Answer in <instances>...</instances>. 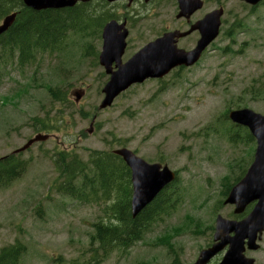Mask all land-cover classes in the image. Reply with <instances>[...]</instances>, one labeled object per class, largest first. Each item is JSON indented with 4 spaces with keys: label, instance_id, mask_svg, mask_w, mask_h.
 Segmentation results:
<instances>
[{
    "label": "rangeland",
    "instance_id": "obj_1",
    "mask_svg": "<svg viewBox=\"0 0 264 264\" xmlns=\"http://www.w3.org/2000/svg\"><path fill=\"white\" fill-rule=\"evenodd\" d=\"M215 5L224 7L220 34L198 66L133 86L104 110L98 106L108 79L93 57L83 53L89 44L93 54L99 53V33L69 32L56 51L33 53L24 66L17 64L16 52L5 55L0 67V157L38 133L49 139L21 154L28 162L26 171L0 188V250L17 242L25 245L18 264H171L174 255L180 264H192L212 243L216 217L234 218V207L224 205L223 193L247 171L256 144L232 138L243 130L234 132L227 114L250 109L264 116V1L251 8L239 0H206L200 15ZM112 9L118 16L126 13L118 5ZM132 11L144 12L140 0L128 13ZM159 12L163 15L130 29L127 53L144 45L147 28L154 34L174 21L172 3ZM50 87L61 91L63 101L50 98ZM76 92L82 93L78 102ZM36 117L54 129L40 132ZM121 148L177 174V182L167 189L174 206L139 242L125 250L100 251L91 236L94 224L108 222L106 203H81L56 193L51 157L64 151L86 162L91 152ZM249 257L264 264V234L260 249Z\"/></svg>",
    "mask_w": 264,
    "mask_h": 264
},
{
    "label": "water",
    "instance_id": "obj_2",
    "mask_svg": "<svg viewBox=\"0 0 264 264\" xmlns=\"http://www.w3.org/2000/svg\"><path fill=\"white\" fill-rule=\"evenodd\" d=\"M79 0H22L24 6L35 12L73 8ZM84 1V0H81ZM114 3L124 0H106ZM129 4L133 0H126ZM148 0H145L147 2ZM179 14L177 18L189 16L202 8L201 0H177ZM256 6L262 0H240ZM222 10L208 14L197 27L187 33L172 32L144 46L126 63L122 64L128 31L125 23L115 20L107 22L102 28V47L98 55V64L104 69L109 79L102 88L103 99L99 110L109 108L114 100L131 86L142 84L150 79H162L177 67H191L200 58L203 50L218 36ZM16 13L3 18L0 24V36L7 32L15 22ZM192 30H199L200 39L194 50L185 52L176 47L177 40L187 36ZM113 64L115 65L113 67ZM78 102L82 93L74 94ZM228 119L239 126L247 128L255 139L256 148L251 165L243 177L229 190L224 205L234 207L233 214H243L249 205L251 211L241 220H228L217 216L213 233V243L198 254L192 264H209L218 254L226 250L219 264H255L246 258L245 250L259 249L264 233V116L250 109L232 110ZM47 136L37 135L23 147L16 150L18 154L37 142H43ZM120 157L130 170L132 197L130 202L131 217L136 218L169 184L176 175L166 165L149 164L132 151L121 148L112 152Z\"/></svg>",
    "mask_w": 264,
    "mask_h": 264
},
{
    "label": "trees",
    "instance_id": "obj_3",
    "mask_svg": "<svg viewBox=\"0 0 264 264\" xmlns=\"http://www.w3.org/2000/svg\"><path fill=\"white\" fill-rule=\"evenodd\" d=\"M16 8L18 15L14 25L0 37V67L6 54L13 57L16 52L17 64L24 66L34 59L33 53L56 51L69 32L86 33L89 37L97 35L102 26L114 17L103 0H86L71 9L40 12L25 8L21 0H0V19ZM83 51L84 56H92L96 64V53L93 54L91 44ZM47 92L51 99L63 101L57 87H50ZM33 121L39 124L40 132L54 129L38 117ZM20 156L10 154L0 158V188L8 187L26 171L28 162L21 160ZM51 160L57 173L56 193L81 203H106L104 214L108 222L94 224L91 236V242L97 243L100 251L127 249L141 240L150 225L173 209L175 199L167 189L177 182V178L133 219L130 212V171L119 157L112 153L91 152L84 162L73 153L57 151ZM232 185L225 188L223 196L226 197ZM25 252V245L19 242L4 247L0 250V264H17ZM171 264H180L177 255Z\"/></svg>",
    "mask_w": 264,
    "mask_h": 264
},
{
    "label": "flooded vegetation",
    "instance_id": "obj_4",
    "mask_svg": "<svg viewBox=\"0 0 264 264\" xmlns=\"http://www.w3.org/2000/svg\"><path fill=\"white\" fill-rule=\"evenodd\" d=\"M103 1H104V5L107 8H109V10L111 11V16L114 15V17H112V19H110L109 21L115 20L120 24L125 23V28L129 33L127 38H126L125 50H124V53H123L122 58H121L122 63L127 62L135 54V52H137V50H136L132 54L127 53L128 41H129V37H130V29L132 30L134 25H138L142 21L150 22L153 18H158L161 15H163L159 11L164 6V4H166V3H168V4L172 3V5L174 6V9H176V12L173 13L174 14V21L167 22L163 27H161L158 30L157 33H154V34L151 32L150 27L147 28L148 32L150 33L149 38L146 40L144 45H142V47L149 44V43L154 42L155 40H157L159 38H162L165 34H168V33H172V32L187 33V32H189L192 28L197 27L200 24V22H202L208 14L215 12L217 9L221 8L223 10V14H224V7L222 5H215L214 8H212L211 10L204 12L203 14L200 15L199 12L204 11V9H205L206 0L201 1L203 3V6L201 9L195 11L193 14H191L189 16H183L181 18H177V15H178L177 13H179V5H178L177 0H148L147 2H145V0H140V2L143 4L144 12L137 11L135 13L133 11L130 13H128V12L131 8H133V5L136 4L138 2V0H133L131 4H129L128 1H126V0L117 1L114 3H108L106 0H103ZM212 2L215 4V0H212ZM117 5H118V7H122L124 9H126V13H122L121 16H118L117 10L112 9V7H115ZM133 22H137V23L134 24ZM221 24H220V28H221ZM173 25H175V26L173 27ZM102 28H103V26H102ZM101 32H102V30H101ZM219 34H220V31H219ZM229 34H231V30L227 33V35H229ZM187 39H191L190 42L184 43V41H186ZM199 39H200L199 30H192L189 34H187V36H185L183 38H179L177 40L176 47L179 50L189 52L195 48ZM100 40H101L100 46L102 47L101 34H100ZM214 41H212L203 50L201 57L199 58L198 62L192 67L198 66L201 63L204 55L206 53H208L210 51L212 52L214 50L213 49L214 48ZM180 43H183L181 47H179ZM114 66L115 65L113 64V67ZM178 69H185V68L180 67ZM241 130H243V129H236V131L238 133L242 132ZM238 135H240V134H237V136ZM245 135L246 134L244 133L243 137H245ZM239 137L241 138L242 136L240 135ZM254 253H256V252L246 250L245 256L249 257L250 254L254 255ZM249 258H252V257H249ZM253 259L255 260V258H253ZM218 260H219V257L212 260L210 264L217 263ZM255 262H256V260H255Z\"/></svg>",
    "mask_w": 264,
    "mask_h": 264
},
{
    "label": "bare ground",
    "instance_id": "obj_5",
    "mask_svg": "<svg viewBox=\"0 0 264 264\" xmlns=\"http://www.w3.org/2000/svg\"><path fill=\"white\" fill-rule=\"evenodd\" d=\"M22 8V7H21ZM21 10V9H20ZM40 44V43H39Z\"/></svg>",
    "mask_w": 264,
    "mask_h": 264
}]
</instances>
